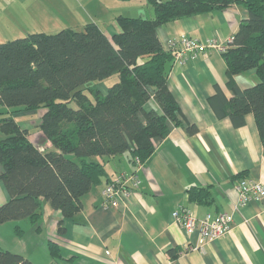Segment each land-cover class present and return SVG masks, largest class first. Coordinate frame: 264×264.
Listing matches in <instances>:
<instances>
[{"label": "trees", "instance_id": "1", "mask_svg": "<svg viewBox=\"0 0 264 264\" xmlns=\"http://www.w3.org/2000/svg\"><path fill=\"white\" fill-rule=\"evenodd\" d=\"M154 16L119 14V30L108 34L97 21L82 30L32 32L0 42V179L9 198L0 204V226L9 221L36 224L41 199L64 218L83 206L82 197L108 176L106 164L128 153L143 163L155 151L154 138L180 125L181 108L169 88L172 53L158 28L170 21L242 4L248 10L222 54L227 86L234 95L220 112L237 126L253 113L264 143V0H148ZM255 69L260 80L241 89L239 73ZM117 74L104 93L100 81ZM154 99L159 105L147 108ZM44 109L40 129L52 147L38 148L14 113ZM195 124L187 126L196 133ZM111 180L108 179V182ZM192 192V191H191ZM17 232L24 230L17 227ZM54 257L59 248L51 243ZM0 264H35L0 247Z\"/></svg>", "mask_w": 264, "mask_h": 264}, {"label": "crops", "instance_id": "2", "mask_svg": "<svg viewBox=\"0 0 264 264\" xmlns=\"http://www.w3.org/2000/svg\"><path fill=\"white\" fill-rule=\"evenodd\" d=\"M247 17V8L237 3L165 23L158 35L164 47L184 35L228 41ZM105 25L100 26L108 34L119 30L116 16L112 25ZM226 69L224 55L215 49L183 65L169 63L168 84L181 108V124L172 123L166 137L153 139L155 151L139 170L141 184L120 205H103L102 190L118 172L136 170L128 153L106 164L108 176L82 197L83 206L72 217L64 218L43 198L36 224L20 220L0 226L1 235L17 237L0 247L35 264H264V201L253 199L236 207L240 179L264 183V143L253 113L246 114L240 126L229 115H219L234 95L227 86ZM235 79L241 89L260 80L255 69ZM98 87L107 91L102 83ZM147 108L160 111L154 99ZM35 112L14 116L38 148H50V140L43 135L36 140L31 134L32 128H39L43 113L37 111L34 119L18 118ZM191 124L198 127L194 134L187 131ZM2 169L0 163V173ZM8 198L0 179V204ZM178 205L189 207L198 218L208 212L233 213L232 228L198 247V229L189 233L172 216ZM17 227L24 232H17ZM3 228L7 230L2 232ZM51 243L58 246V257Z\"/></svg>", "mask_w": 264, "mask_h": 264}, {"label": "rangeland", "instance_id": "3", "mask_svg": "<svg viewBox=\"0 0 264 264\" xmlns=\"http://www.w3.org/2000/svg\"><path fill=\"white\" fill-rule=\"evenodd\" d=\"M154 16V7L148 0H0V42L25 36L32 32L55 33L64 28L82 30L87 22L97 21L102 27L105 22L112 25L115 16ZM104 28V27H103ZM115 74L100 81L105 86L117 80ZM8 107L0 106V117L7 114ZM40 114L44 109H36ZM23 114L22 118H36L37 114ZM33 138L45 137L37 127L31 129ZM7 135L1 129L0 138ZM3 228L2 232L6 231ZM1 232V233H2ZM1 235V234H0ZM15 234L1 235L0 245H8ZM10 236L12 238H10Z\"/></svg>", "mask_w": 264, "mask_h": 264}, {"label": "built area", "instance_id": "4", "mask_svg": "<svg viewBox=\"0 0 264 264\" xmlns=\"http://www.w3.org/2000/svg\"><path fill=\"white\" fill-rule=\"evenodd\" d=\"M232 39L233 37L225 41L218 37H211L201 40L191 35H184L180 39L169 40L165 45V49L173 54L174 62L183 65L189 60L197 59L201 53L211 49L218 50L221 53L225 52ZM142 167L143 162L137 158L135 171L130 173L120 171L115 174L102 190L103 205L107 207L118 206L124 198L129 197L132 191L141 184L139 170ZM236 190L239 194L237 208L253 199L264 201V183L262 181L242 178L236 183ZM172 216L189 233L198 229V247H203L208 241L227 234L233 223V213L213 214L208 212L203 218H198L189 207L184 205H178L173 210Z\"/></svg>", "mask_w": 264, "mask_h": 264}]
</instances>
